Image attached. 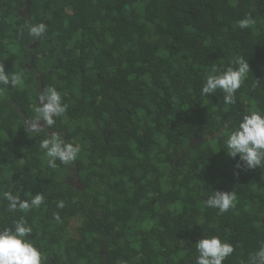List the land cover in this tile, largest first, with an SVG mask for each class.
Returning <instances> with one entry per match:
<instances>
[{
  "label": "trees",
  "instance_id": "trees-1",
  "mask_svg": "<svg viewBox=\"0 0 264 264\" xmlns=\"http://www.w3.org/2000/svg\"><path fill=\"white\" fill-rule=\"evenodd\" d=\"M26 22L45 23L46 35L33 41ZM236 56L250 67L236 102L225 105L219 90L202 97L212 69ZM0 63L23 77L0 86V228L23 217L45 264H196L195 244L211 236L234 247L223 264H247L264 245V168L237 169L224 151L243 115L264 111L259 0H0ZM36 74L68 105L54 130L81 148L72 166L49 168L44 136L24 132ZM8 190L45 202L12 213ZM215 191H234L235 207L206 208Z\"/></svg>",
  "mask_w": 264,
  "mask_h": 264
},
{
  "label": "clouds",
  "instance_id": "clouds-1",
  "mask_svg": "<svg viewBox=\"0 0 264 264\" xmlns=\"http://www.w3.org/2000/svg\"><path fill=\"white\" fill-rule=\"evenodd\" d=\"M259 2L264 4V0ZM253 23L254 20L248 16L238 21V26L243 30ZM25 27L33 41H39L47 33V25L43 22L36 24L26 22ZM233 65L223 71L213 68V74L206 77L200 95L205 99L208 96L214 97L219 90L224 93L225 105L234 104L235 94L250 73V67L243 56H236ZM22 83L23 77L20 73L6 72L0 63V86L15 88ZM4 87H0V92ZM67 110L68 105L63 101L62 94L55 87L49 86L42 92H37L35 116L24 122L26 133H46L39 148L44 153L49 168H57L59 166L57 161L61 165L72 166L81 152L78 145L66 142L60 132L53 131L49 134V129L55 128L57 118L63 116ZM40 121L44 122L43 126ZM226 136L224 151L230 158L239 157L235 166L237 169L264 168V111L250 110L243 115L236 127L226 133ZM28 195L30 199H24L17 191H3L2 198L7 201V211L28 212L40 208L45 202L44 194ZM236 199L237 194L234 191H215L211 192L203 203L206 208H214L219 213H225L235 207ZM56 207L63 208L64 202L61 200ZM53 218L59 221V214L54 213ZM32 232V227L23 217L15 220L12 227L0 228V264H45V254L29 238ZM195 248L198 253L196 264H223L234 252V247L218 236L204 237L195 244ZM247 264H264V245L249 255Z\"/></svg>",
  "mask_w": 264,
  "mask_h": 264
},
{
  "label": "flooded vegetation",
  "instance_id": "flooded-vegetation-1",
  "mask_svg": "<svg viewBox=\"0 0 264 264\" xmlns=\"http://www.w3.org/2000/svg\"><path fill=\"white\" fill-rule=\"evenodd\" d=\"M22 12H23V11H22ZM23 17H26V15H23ZM27 19H28V18H27ZM35 46H36V43H34L32 46H29V47H30L31 50H34L33 47H35ZM28 70L30 71L31 68H28ZM35 80H36V82H38V87L36 88V91H37V92H42V91L44 90V88H43L42 85H41V76L38 75V74H36V75H35ZM31 109L34 110L33 107H32ZM21 116L23 117V121H22L23 125H24V122H25L26 120H31V119H32V118L28 117L27 115H25L23 112H21ZM42 123H44V122H43V121H40L41 126H42ZM53 131H56V130H54V129H49V134H51V132H53ZM24 132H25V130H24ZM25 134H26V135H43V136H45L46 133H45V132H41V133H38V134H28V133L25 132ZM103 139H104V141L107 140V142H108L109 135H107L106 132H103ZM64 140H65V139H64ZM6 153L9 154V151H6ZM7 169H8V168H7ZM72 171H73V169L70 170V172H72ZM2 176H3V177H15L16 175H13V174H10V173H6V174H2ZM72 176H73V175H72ZM0 177H1V174H0ZM19 177H25V175H20ZM73 177H75V175H74ZM74 179H75V178H74ZM72 180H73V179H72ZM74 183H75V180L72 181V183H71V186H72V187L74 186ZM74 226H75V224H73V223H71V224L69 225L70 228H72V227H74Z\"/></svg>",
  "mask_w": 264,
  "mask_h": 264
},
{
  "label": "water",
  "instance_id": "water-1",
  "mask_svg": "<svg viewBox=\"0 0 264 264\" xmlns=\"http://www.w3.org/2000/svg\"><path fill=\"white\" fill-rule=\"evenodd\" d=\"M27 10V9H26ZM25 11H23L22 13H19L20 17H23V15H25ZM33 49H35V47H33ZM44 123H42V126H43ZM202 140L200 138H197L195 140L192 141L191 145L192 146L193 144H196L198 142H201ZM105 144H107V140L105 141ZM177 163V161H175V164ZM75 185L73 186L75 188L76 191H82L83 190V187L81 186L80 184V179H79V176L77 174H75Z\"/></svg>",
  "mask_w": 264,
  "mask_h": 264
}]
</instances>
